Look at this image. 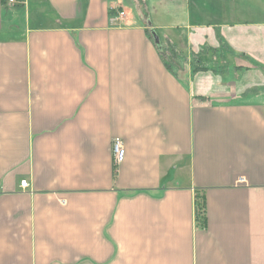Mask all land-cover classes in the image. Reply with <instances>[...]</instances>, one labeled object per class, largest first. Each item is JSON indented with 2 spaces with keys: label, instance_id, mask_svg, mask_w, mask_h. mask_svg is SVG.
Wrapping results in <instances>:
<instances>
[{
  "label": "crops",
  "instance_id": "0c3cea01",
  "mask_svg": "<svg viewBox=\"0 0 264 264\" xmlns=\"http://www.w3.org/2000/svg\"><path fill=\"white\" fill-rule=\"evenodd\" d=\"M126 1L0 0V264H264V31Z\"/></svg>",
  "mask_w": 264,
  "mask_h": 264
},
{
  "label": "rangeland",
  "instance_id": "374dc122",
  "mask_svg": "<svg viewBox=\"0 0 264 264\" xmlns=\"http://www.w3.org/2000/svg\"><path fill=\"white\" fill-rule=\"evenodd\" d=\"M138 1L141 4L144 0ZM181 3L182 0H176L172 4L169 3V6L175 11L173 16H176V19L173 18L172 22H176V24L180 23V26L192 27L193 29L199 26H214V29H216L220 28L221 24H226L221 29L224 28L227 30L229 26L234 25V28L231 29H255L257 32L259 30L264 31V12H258V9L264 6V0H186L184 2L185 5H181ZM163 4L167 5V0H163L159 4L160 8H162ZM125 6L135 12L132 0H127ZM142 13L146 16L151 14L152 11L145 12L144 10ZM180 13L183 14V19H180ZM224 51L225 53H229L231 52V48H228V51L226 49L218 50L219 53H224ZM204 54H206L204 57L213 59L215 50L205 49ZM222 61L219 58V61L215 62V66L221 68ZM255 76H258L257 70H255Z\"/></svg>",
  "mask_w": 264,
  "mask_h": 264
},
{
  "label": "built area",
  "instance_id": "2783aa9c",
  "mask_svg": "<svg viewBox=\"0 0 264 264\" xmlns=\"http://www.w3.org/2000/svg\"><path fill=\"white\" fill-rule=\"evenodd\" d=\"M9 2H14L15 0H8ZM124 11H118L115 17H112L111 20H116L117 17L124 15ZM112 151H113V164L116 166L117 164L121 163L125 156V149L121 139L114 138L112 142ZM28 182L26 179L20 181L21 187H26Z\"/></svg>",
  "mask_w": 264,
  "mask_h": 264
},
{
  "label": "trees",
  "instance_id": "16d2710c",
  "mask_svg": "<svg viewBox=\"0 0 264 264\" xmlns=\"http://www.w3.org/2000/svg\"><path fill=\"white\" fill-rule=\"evenodd\" d=\"M195 207H196V211L198 212L197 213V220L200 221V223H201L203 220V215L200 214V211H204L202 199H198V197L195 199Z\"/></svg>",
  "mask_w": 264,
  "mask_h": 264
}]
</instances>
